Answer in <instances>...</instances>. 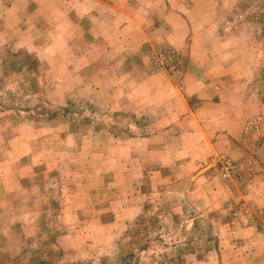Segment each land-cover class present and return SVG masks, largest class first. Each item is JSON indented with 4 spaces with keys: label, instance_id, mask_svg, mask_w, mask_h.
<instances>
[{
    "label": "rangeland",
    "instance_id": "374dc122",
    "mask_svg": "<svg viewBox=\"0 0 264 264\" xmlns=\"http://www.w3.org/2000/svg\"><path fill=\"white\" fill-rule=\"evenodd\" d=\"M0 264H264V0H0Z\"/></svg>",
    "mask_w": 264,
    "mask_h": 264
},
{
    "label": "crops",
    "instance_id": "0c3cea01",
    "mask_svg": "<svg viewBox=\"0 0 264 264\" xmlns=\"http://www.w3.org/2000/svg\"><path fill=\"white\" fill-rule=\"evenodd\" d=\"M186 87H187V86H186ZM185 89H186V88H185ZM189 97H190V96L187 95V99H189ZM185 103H186V105L190 106L188 100H186ZM185 116H186V118H188V117H191V116H194V115H193V113H190V112L187 113V112H186Z\"/></svg>",
    "mask_w": 264,
    "mask_h": 264
},
{
    "label": "trees",
    "instance_id": "16d2710c",
    "mask_svg": "<svg viewBox=\"0 0 264 264\" xmlns=\"http://www.w3.org/2000/svg\"><path fill=\"white\" fill-rule=\"evenodd\" d=\"M55 113H56V112H55ZM55 113H54V114H55ZM67 113H68V111L66 110V111L64 112V115H67Z\"/></svg>",
    "mask_w": 264,
    "mask_h": 264
}]
</instances>
